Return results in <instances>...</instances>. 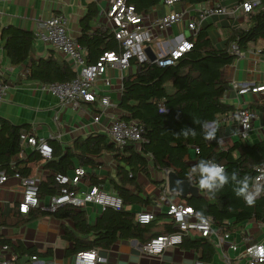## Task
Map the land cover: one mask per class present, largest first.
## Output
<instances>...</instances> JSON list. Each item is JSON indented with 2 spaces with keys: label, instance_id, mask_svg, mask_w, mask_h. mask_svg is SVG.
<instances>
[{
  "label": "trees",
  "instance_id": "trees-1",
  "mask_svg": "<svg viewBox=\"0 0 264 264\" xmlns=\"http://www.w3.org/2000/svg\"><path fill=\"white\" fill-rule=\"evenodd\" d=\"M161 1L127 0L137 12L144 14L150 13ZM206 1L181 0L180 3L183 6H197ZM96 15V6H90L81 21V36L77 40L78 44L87 50L88 64L95 63L103 53L117 50L116 41L107 30L91 32L90 22ZM208 31V25L203 26L202 23L190 38L192 49L173 66L159 68L153 63L142 64L135 74L123 78L118 109L122 113L121 120L136 121L144 127V142L140 146L129 144L117 148L115 145H107L102 136H97L84 142L76 141L74 150L80 152V155H77L70 148L63 151L57 143L47 141L52 155L46 160L45 169L50 171V175L38 184V198L57 195L60 192L61 186L55 181V176L72 170L75 157L81 166L93 168L97 165L94 156H98L102 150L114 152L117 182L111 180L110 184L121 198L123 206L143 202L127 188L134 187L137 192H143L135 182L138 174L149 176L148 156L154 169L172 171L180 180L188 181L187 173L200 159H214L225 166L229 173L237 170L241 177L245 174L254 177L255 167L264 163V139L252 145L239 139L231 150L225 152L218 150L215 140L206 139L205 133H208L206 127L209 123H215L218 118L234 111L233 106L222 100L224 93L230 90L223 78V71L237 59L231 53V46L235 45L240 52L257 47L264 48V0L261 6L248 16L244 27L230 28L222 48L213 44ZM1 38L6 40L4 48L12 63L28 62L31 79L47 84L68 82L75 78L67 61L58 60L54 55H50L46 60L34 61L31 33L14 27L2 28ZM161 109L166 112H160ZM248 109L264 113V104H250ZM201 125H205L204 130ZM184 127L195 129V134L187 138H177L175 133ZM27 131L25 126H16L0 118V171L5 172L7 176L14 173L21 176L31 174V168L27 164L23 167L15 161L11 167L12 159L21 152L22 136L26 135ZM190 147L198 149L193 164L188 163ZM234 151L237 153L236 157L232 156ZM28 160L35 165L41 162L42 158L35 151ZM196 179L188 182L198 188ZM104 180L105 178L99 179L89 175L88 188L97 187L103 184ZM233 187L232 183L225 185L216 194L215 199H209L204 192L199 191L198 198L187 197L181 202L190 206L195 215L202 212L203 218H210L212 225L220 229H230L248 221H264V195L256 200L254 206H248L242 198L235 196ZM47 214L49 213L43 210L29 209L27 218L18 220L16 225ZM51 215L56 219L69 220L73 225V230L67 231L71 244L68 252L70 255L92 249H109L118 240L135 239L145 244L151 238L159 236L152 231L155 219L147 225H141L135 221L134 214L123 209L115 211L107 208L92 223L88 222L83 209L70 205L59 207ZM227 223L231 226L226 227ZM174 231L173 222L166 226V234ZM190 233L191 236L193 233L199 234L195 231ZM188 236L183 239V247L201 248L202 260L210 257L213 250L209 243L200 238L188 240ZM5 245L12 246L16 263L22 254L33 257L38 254L34 250H23L20 246L0 239V246Z\"/></svg>",
  "mask_w": 264,
  "mask_h": 264
},
{
  "label": "crops",
  "instance_id": "crops-1",
  "mask_svg": "<svg viewBox=\"0 0 264 264\" xmlns=\"http://www.w3.org/2000/svg\"><path fill=\"white\" fill-rule=\"evenodd\" d=\"M250 0H207L197 6L181 3L165 8L161 4L151 9L148 15L159 16L169 11H180L184 8H197L199 6H210L218 4L221 7L230 8L238 3ZM105 0H0V29L14 27L21 31L34 34L36 22L51 16H63L66 19L67 31L76 41L81 36V21L86 16L90 6L95 5L97 15L90 22V30L94 32L102 29L110 33V27L106 19L102 16L101 8ZM241 13V12H240ZM237 18L225 16H213L203 22V26L208 25L209 37L213 44L222 48L227 40L230 28L244 27L248 15L241 13ZM190 16H195L193 13ZM185 17V21L173 26L167 32V37L172 40L174 37L188 35L186 27L190 19ZM166 35L160 34L155 40L156 44L166 41ZM180 39V38H178ZM5 39H0V81L8 85L5 98L0 101V118L5 119L16 126L27 127L28 136L41 138L46 141L57 143L64 151L66 148L74 150L76 141L84 142L90 138L102 136L107 145H113L108 136L107 128L115 119H121V111L118 104L121 96V85L124 77L135 74L139 67L131 62L129 68L121 70L118 68H108L104 78L110 82L109 87H105L102 79L96 83L97 95L102 97L107 95L112 106L107 108L105 114L95 122L94 115L99 114L97 103L79 102L78 108L70 106L61 107L58 101L41 89V82L31 79L28 62L14 64L6 54ZM34 50V61L46 60L50 55H54L58 60L65 61L64 56L55 52L49 46L43 45L34 39L32 41ZM83 55L86 59L87 50L83 48ZM156 51L150 45V51ZM261 53H257V52ZM264 48L257 47L246 52L243 58L225 68L223 78L229 85L231 82L246 83L254 85H264ZM69 66V65H68ZM71 68V67H70ZM73 73L75 71L71 68ZM223 102L236 108L239 102L244 107L250 104L263 105L264 94H249L237 97L231 89L224 93ZM256 119L253 122V129L247 144L252 145L264 139V113L255 111ZM208 134L214 135L218 150L228 151L233 148L239 140L236 132V124L225 121L223 117L218 118L215 123H209L206 127ZM114 146V145H113ZM138 147V146H137ZM34 149L21 142V152L12 159L11 167L16 161L21 166L31 168L28 176L37 181L38 184L45 181L50 171L45 169L46 160L35 164L29 162L28 158L33 155ZM80 155L79 151H75ZM189 164L194 163L195 152L193 147L189 149ZM236 157L237 153L232 152ZM149 176L141 174L136 176V184L143 192H137L134 187H128V191L139 198L142 203H131L124 205L123 211L132 213L135 216L140 212L153 213L155 225L152 231L155 234L165 235L166 226L171 224V218L166 215L169 202H181V198L171 195L167 190L166 176L169 171H160L152 167L151 158L148 156ZM95 167H86L79 164L74 158V168L66 172V176L71 177L77 168L84 170L79 185L74 188L78 194L88 190V176H95L99 179L105 178L104 183L98 185L106 192H116L110 181L117 182V164L114 159V152L102 150L98 156H94ZM23 187L19 179L8 175L6 182L0 186V239L9 241L12 245L20 246L23 250H34L38 254L35 260L33 256L22 254L18 257L16 264H73L74 255L68 252L71 244L68 240L67 231L73 230V225L69 220L54 218L51 213L38 219L16 225L18 220L27 218L26 214L18 211V204L21 201ZM51 196L40 198L41 204H47ZM144 201H147L144 202ZM35 208L32 210H38ZM85 211L89 223L95 221L102 211L95 206L87 205L81 208ZM41 210V209H39ZM5 223V224H4ZM174 225V224H173ZM231 226L230 223L226 227ZM213 232L209 238H202L199 234L192 233L188 240L196 238L204 239L212 247V253L202 260V249H194L180 246L166 249L161 255L150 257L142 253L141 247L144 245L138 240H118L109 249H95L100 257L104 259L96 264H245V251L258 244L264 246V221H248L230 229H220L212 225ZM235 247V249H232ZM12 248V246L10 247ZM90 251V250H89ZM8 252L1 250L0 260L7 259Z\"/></svg>",
  "mask_w": 264,
  "mask_h": 264
},
{
  "label": "built area",
  "instance_id": "built-area-1",
  "mask_svg": "<svg viewBox=\"0 0 264 264\" xmlns=\"http://www.w3.org/2000/svg\"><path fill=\"white\" fill-rule=\"evenodd\" d=\"M180 2L181 0H162L161 5L170 9ZM261 2L262 0H250L238 3L230 8L221 7L218 4L207 7L199 6L196 9L188 7L180 11H169L151 17L148 14L137 12L135 7L129 4L127 0H105L101 12L110 27V33L116 41L117 50L103 53L93 64L87 63L82 47L69 35L65 17L51 16L40 19L35 25L34 39L64 56L76 73L75 78L68 82L43 83L41 89L54 97L61 107L70 106L77 109L79 102L97 103L99 114L93 117V120L97 122L99 117L105 114L107 108L112 106L107 95L98 97L96 89V83L100 79L103 80L102 83L105 87L110 86L109 80L103 77L108 68L125 70L129 68L131 62H134L138 67L149 63H153L159 68L173 66L180 57L192 49L193 43L190 38L194 36L205 20L213 16L237 18L240 12L250 16L261 6ZM191 13L195 16L191 17ZM189 16L190 19L186 23L188 35L186 37H174L168 41L167 32L173 26L183 23L185 17L189 18ZM160 34L166 35V41L156 44V51H151L154 56V60L151 62L146 49H150V44ZM231 53L238 59L246 56V52H240L235 45L231 46ZM257 53L261 52L258 51ZM229 86L237 97L249 94H264V85L231 82ZM7 90L8 85L0 81V101L5 98ZM160 112H166V110L161 109ZM256 116L254 111L242 106L239 102L234 111L223 116V119L235 123L238 138L247 142L250 139ZM144 131V127L136 121L127 122L115 119L107 128V136L117 148H123L129 144L140 146L144 142ZM22 142L34 149L43 159L48 160L51 158V147L46 140L23 135ZM194 152L198 153V149L195 148ZM254 172V177L264 174V163L255 167ZM84 174L85 172L81 168L75 169L71 177L57 174L55 181L61 186L60 192L49 197L47 204H41L38 198L37 181L28 176L14 173L13 177L19 179L23 187L18 211L21 214H26L29 209L39 208L52 213L64 205L79 209L92 205L100 211L107 208L115 211L123 209V202L115 192H106L99 187H91L81 194L72 190L71 188L74 189L79 185ZM7 178L5 172L0 171V186L6 182ZM166 215L171 218L175 231L147 241L141 247L142 253L147 256H159L166 249L180 246L184 237L192 231L198 232L202 238H209L213 232L210 218L197 217L194 210L182 202H169ZM153 220L154 215L150 212L143 211L136 215V221L141 225H147ZM232 249H235V247H232ZM258 249H264V246L258 244L245 251V264H264V251L257 254ZM1 250L8 252L9 257L1 259L0 264H16V255L12 248L5 245L1 246ZM32 260H35V258L33 257ZM102 261L104 259L98 255L95 249L77 253L73 257V264H96Z\"/></svg>",
  "mask_w": 264,
  "mask_h": 264
},
{
  "label": "clouds",
  "instance_id": "clouds-1",
  "mask_svg": "<svg viewBox=\"0 0 264 264\" xmlns=\"http://www.w3.org/2000/svg\"><path fill=\"white\" fill-rule=\"evenodd\" d=\"M199 123V121H194ZM204 130L205 125H201ZM195 129L184 127L180 132L175 133L177 138L189 135H194ZM206 139H214V135L205 133ZM194 178L198 185L199 191L204 192L209 199H215L216 194L220 192L225 185L232 183L234 185L233 192L236 197L242 198L248 206H254L256 200L264 195V174L256 177L247 174L240 176L237 170H232L229 173L225 166L216 162L214 159H200L194 164L187 173V179L191 182ZM198 217L203 218V213H197ZM264 249H258V253Z\"/></svg>",
  "mask_w": 264,
  "mask_h": 264
},
{
  "label": "water",
  "instance_id": "water-1",
  "mask_svg": "<svg viewBox=\"0 0 264 264\" xmlns=\"http://www.w3.org/2000/svg\"><path fill=\"white\" fill-rule=\"evenodd\" d=\"M146 52L149 56L150 61L154 60V56L150 49L147 48ZM167 190L171 195H176L181 199L187 197L198 198L200 196L197 187L191 185L186 180H180L172 171H169L166 176Z\"/></svg>",
  "mask_w": 264,
  "mask_h": 264
},
{
  "label": "rangeland",
  "instance_id": "rangeland-1",
  "mask_svg": "<svg viewBox=\"0 0 264 264\" xmlns=\"http://www.w3.org/2000/svg\"><path fill=\"white\" fill-rule=\"evenodd\" d=\"M240 14H241V13H240ZM155 43H156V42L153 41V42L150 44V45L153 47V49H156V48H155Z\"/></svg>",
  "mask_w": 264,
  "mask_h": 264
}]
</instances>
